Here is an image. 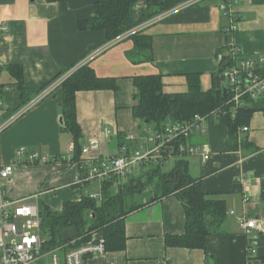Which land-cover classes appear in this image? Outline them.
I'll return each mask as SVG.
<instances>
[{
  "label": "crops",
  "instance_id": "obj_1",
  "mask_svg": "<svg viewBox=\"0 0 264 264\" xmlns=\"http://www.w3.org/2000/svg\"><path fill=\"white\" fill-rule=\"evenodd\" d=\"M102 1L0 0V28L6 29H0V125L13 121L0 134V166L13 165L11 176L0 179V188L10 199H31L43 209L60 212L65 203L94 194L83 195L91 182L98 185L95 194L101 195V182L79 185L75 178L89 165L124 148H135L137 144L127 140L132 148H118L120 135L154 131L153 125L141 124L132 115L136 104L133 78L161 75L164 93L175 95L187 91V74H198L201 89L207 92L212 88V76L222 66V57L229 56L230 45L238 47L245 58L264 57V0L239 4L200 0L173 9L138 32L152 38L153 51V61L140 64L126 57L133 48L130 36L108 43L103 31H78L77 24L94 18L95 4ZM224 4L231 13L221 9ZM73 65H88L97 77L115 79L118 86L116 92L76 94L77 121L83 135L80 146L88 148L87 153L81 152V164L71 162L73 140L61 130L60 89H46L20 114L18 88L7 70L22 67L25 84L38 87ZM231 116L233 119L235 112ZM184 145L209 147L207 161L200 153L180 152L179 158L186 159L190 175L201 182L206 196L225 204V219L207 237L205 249L166 247L167 235H180L185 229L183 205L169 195L143 202L126 216L123 251L91 256L85 264H264V112H255L249 124L237 130L236 139L225 125L208 117ZM22 147L28 153H40L45 162L19 160L16 151ZM171 152L169 148L149 163L163 167L173 157L175 164ZM145 164L137 166L132 175L139 177L141 169L151 166ZM148 194L155 196L152 189ZM239 217L256 220L257 228L245 234L238 227ZM248 247L255 250L254 255H248Z\"/></svg>",
  "mask_w": 264,
  "mask_h": 264
},
{
  "label": "trees",
  "instance_id": "obj_2",
  "mask_svg": "<svg viewBox=\"0 0 264 264\" xmlns=\"http://www.w3.org/2000/svg\"><path fill=\"white\" fill-rule=\"evenodd\" d=\"M66 1L68 0H46L48 3ZM188 1L191 0H104L95 4V17L79 22L77 29L81 32L103 31L105 41L109 43ZM129 38L133 42V48L126 54L128 60L133 64L152 62V38L141 33H134ZM240 56L243 57L242 54ZM221 64L218 73L212 76V88L207 92L201 89L198 74H187V91L175 95L164 93L161 75L133 78L136 90L133 117L141 124L147 122V125H153L154 131L161 132L167 125L190 121L195 115L205 117L215 113L218 122L228 128L232 139H236L237 130L246 127L255 112H264V95L258 100L245 98V105L233 111L228 104L230 95L228 92L224 94L225 87L222 83V71L232 64V60L229 56H223ZM7 70L14 80L13 84L18 88V111L30 104L60 77L68 75L58 87L61 91V130L69 133L73 140L71 162L81 164L80 140L83 135L77 121L76 94L108 90L116 92V80L97 77L88 65H73L61 71L50 82L38 87H28L23 79L22 67L11 66ZM232 112H235L233 119ZM184 144L185 139H178L171 145V154L176 158L174 166L167 172L162 171L161 164H145L146 167L151 166L141 169L139 177L113 176L101 181V200L84 196L79 202L65 203L60 212L47 207L42 209V226L52 238L51 247L63 244L61 233L74 228L77 236L83 237L82 241L89 240L92 234L101 237L104 240L105 253L123 251L126 216L140 209L144 205L143 202L148 204L156 199L174 195L183 205L185 229L183 234L167 235L166 247L205 249L207 237L217 232L225 219V204L206 196L201 182L190 175L188 162L179 158L182 155L179 146ZM123 146L132 148L126 141V136L120 135L118 148ZM151 189L154 197L148 194ZM146 196L148 199H145Z\"/></svg>",
  "mask_w": 264,
  "mask_h": 264
},
{
  "label": "built area",
  "instance_id": "obj_3",
  "mask_svg": "<svg viewBox=\"0 0 264 264\" xmlns=\"http://www.w3.org/2000/svg\"><path fill=\"white\" fill-rule=\"evenodd\" d=\"M197 1L200 0H191L176 8L181 9ZM227 1L228 3L239 4L244 0ZM221 9L225 13H231L225 4L221 6ZM166 14L156 16L121 37L138 33L148 25L162 20ZM237 16L240 18V15ZM0 29L6 30L4 26ZM228 54L232 64L226 66L222 71V83L225 92L230 95L228 104L235 111L245 105V98L258 100L264 95V57L258 56L256 59L241 57L240 49L234 45L228 47ZM67 76L56 80L48 87L49 90L59 87ZM31 105L32 102L22 108L20 114L30 109ZM208 117L215 118V113L205 117L195 115L190 121L167 125L161 132L146 129L141 136L130 134L126 140L137 144L133 150L124 148L102 161L89 165L83 174L75 178L74 183L85 185L91 181L101 182L113 176L126 177L132 175L137 166L153 162L171 148L176 140H186L195 129H199L200 124ZM12 122V120H8L1 124L0 134ZM243 130L246 131L247 129L244 128ZM179 150L181 153L189 155L200 153L203 161H207L210 155V149L207 145L196 148L180 145ZM69 151L73 152V146L69 147ZM87 151L88 148L82 150L83 153H87ZM16 157L30 163L42 164L45 162V158L40 153H28L23 147L16 151ZM12 172V164L0 166V179H8ZM88 197L101 200L100 194H89ZM41 211L37 204L31 203V199H10L0 188V264H85L87 258L105 253L104 240L97 234H92L87 241H82V236H76L61 245H57L52 250H47L49 242L41 232L43 222ZM237 224L245 234H250L257 228V222L254 219L239 217ZM247 253L252 256L255 254V250L248 247Z\"/></svg>",
  "mask_w": 264,
  "mask_h": 264
},
{
  "label": "rangeland",
  "instance_id": "obj_4",
  "mask_svg": "<svg viewBox=\"0 0 264 264\" xmlns=\"http://www.w3.org/2000/svg\"><path fill=\"white\" fill-rule=\"evenodd\" d=\"M173 165H174V158L173 157H170V158H168V160L166 161V163L163 165L162 171H165L166 172V171L170 170L173 167ZM97 190H98V185L95 182H91L90 185L88 186V188L85 187L83 189V195H87L88 193H94V194L95 193H98ZM146 197L148 198V196H146ZM144 201H147V200H144ZM47 204L48 205L51 204V203H49V200L47 201ZM39 207H40L41 210L43 209L40 204H39ZM51 208H53V207H51ZM41 232H42L44 238L47 240V242H49L48 243V249L47 250H52L53 248H55V247H51L50 241H51L52 238L49 235V233L44 230V227L43 226L41 228Z\"/></svg>",
  "mask_w": 264,
  "mask_h": 264
},
{
  "label": "water",
  "instance_id": "obj_5",
  "mask_svg": "<svg viewBox=\"0 0 264 264\" xmlns=\"http://www.w3.org/2000/svg\"><path fill=\"white\" fill-rule=\"evenodd\" d=\"M224 94H225V91H224ZM62 122V121H61ZM77 236V231L76 229L74 228H71L67 231H63L61 233V238L64 242H67L69 241L71 238H75Z\"/></svg>",
  "mask_w": 264,
  "mask_h": 264
}]
</instances>
